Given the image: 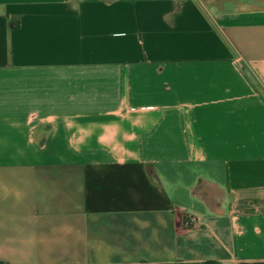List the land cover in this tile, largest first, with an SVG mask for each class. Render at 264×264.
Segmentation results:
<instances>
[{"label":"crops","instance_id":"crops-1","mask_svg":"<svg viewBox=\"0 0 264 264\" xmlns=\"http://www.w3.org/2000/svg\"><path fill=\"white\" fill-rule=\"evenodd\" d=\"M0 264H264V0H0Z\"/></svg>","mask_w":264,"mask_h":264},{"label":"built area","instance_id":"built-area-1","mask_svg":"<svg viewBox=\"0 0 264 264\" xmlns=\"http://www.w3.org/2000/svg\"><path fill=\"white\" fill-rule=\"evenodd\" d=\"M197 222V218L193 215H184V225L185 227H190L195 225Z\"/></svg>","mask_w":264,"mask_h":264}]
</instances>
